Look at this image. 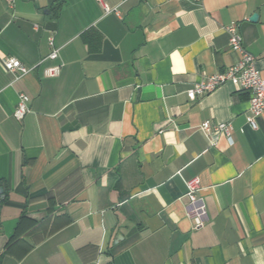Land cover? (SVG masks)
<instances>
[{"label":"crops","instance_id":"1","mask_svg":"<svg viewBox=\"0 0 264 264\" xmlns=\"http://www.w3.org/2000/svg\"><path fill=\"white\" fill-rule=\"evenodd\" d=\"M58 2L0 0V264H264V116L232 81L187 94L239 61L233 22L264 76V0Z\"/></svg>","mask_w":264,"mask_h":264},{"label":"built area","instance_id":"2","mask_svg":"<svg viewBox=\"0 0 264 264\" xmlns=\"http://www.w3.org/2000/svg\"><path fill=\"white\" fill-rule=\"evenodd\" d=\"M109 10V9H108ZM229 35V45L231 49L237 52L240 59L237 63L231 65L226 71L213 74L204 80L196 83L187 92L191 100H195L198 95L212 92L226 81H232L238 90L249 92V113L247 115L248 123L257 128L256 118L264 116V76L257 69L255 62L256 57L246 50L243 42V36L240 31L239 23L233 22L225 28ZM50 44L53 45V37H50ZM59 57V48L54 47L52 51L38 65L43 64L46 60H56ZM2 66L8 72L20 71L27 73L32 68L26 67L18 58L6 56L2 58ZM61 71V65H52L44 69L46 76H56ZM30 97L26 93H20L18 103L14 111V116L21 120L30 111ZM201 128L206 132L230 134L232 126L230 122L211 124L204 122ZM188 198L187 214L193 221L195 228L204 226L208 219L207 207L203 196L200 194L201 185L199 178H192L186 182Z\"/></svg>","mask_w":264,"mask_h":264},{"label":"trees","instance_id":"3","mask_svg":"<svg viewBox=\"0 0 264 264\" xmlns=\"http://www.w3.org/2000/svg\"><path fill=\"white\" fill-rule=\"evenodd\" d=\"M62 3H63V0H59L58 4H57V6H56V9H60L61 6H62ZM91 34H92L91 32H86V33L83 35L84 40H85L86 42H88V43L90 42L89 37H90ZM92 48H93V47H92ZM94 48H95V47H94ZM98 48H99V47H98ZM5 252H6V251H4L3 253L0 254V259H1L2 256L5 254Z\"/></svg>","mask_w":264,"mask_h":264},{"label":"water","instance_id":"4","mask_svg":"<svg viewBox=\"0 0 264 264\" xmlns=\"http://www.w3.org/2000/svg\"><path fill=\"white\" fill-rule=\"evenodd\" d=\"M257 18H258V14L255 13V14H253V15L251 16L250 19H251L252 21H255ZM0 192H2V189H0Z\"/></svg>","mask_w":264,"mask_h":264}]
</instances>
